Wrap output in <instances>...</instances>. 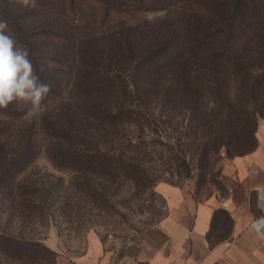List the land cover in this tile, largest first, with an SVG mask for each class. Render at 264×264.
<instances>
[{
  "label": "rangeland",
  "instance_id": "1",
  "mask_svg": "<svg viewBox=\"0 0 264 264\" xmlns=\"http://www.w3.org/2000/svg\"><path fill=\"white\" fill-rule=\"evenodd\" d=\"M259 3L245 0L243 32L251 33ZM2 5L21 23L30 58L52 88L34 117L15 103L11 116L0 113L7 127L0 133V264H75L92 238L119 262L135 255L144 229L164 214L167 185L199 199L224 192L228 162L255 142L253 118L240 124L250 91L241 97L237 75L216 66L200 69L202 91L175 85L165 96L162 88L173 75L189 86L196 64L186 58L219 49L221 14L232 0ZM167 41L183 50L184 68L167 64L170 53L153 64L142 60ZM118 109L127 113L113 122L101 117ZM56 130L72 132L71 139L55 138ZM25 148L20 170L4 168ZM97 149L101 166L54 156L90 159Z\"/></svg>",
  "mask_w": 264,
  "mask_h": 264
},
{
  "label": "crops",
  "instance_id": "2",
  "mask_svg": "<svg viewBox=\"0 0 264 264\" xmlns=\"http://www.w3.org/2000/svg\"><path fill=\"white\" fill-rule=\"evenodd\" d=\"M256 145L228 162L224 192L193 197L178 186L164 188V214L141 234L135 255L116 262L92 238L75 264H264V120Z\"/></svg>",
  "mask_w": 264,
  "mask_h": 264
},
{
  "label": "trees",
  "instance_id": "3",
  "mask_svg": "<svg viewBox=\"0 0 264 264\" xmlns=\"http://www.w3.org/2000/svg\"><path fill=\"white\" fill-rule=\"evenodd\" d=\"M245 0H232L231 9L226 14H221V19L224 23V26L219 30L224 33V39L220 43L219 49L205 51L195 54L194 56L189 55L185 61L189 58H194L196 69L191 74L188 83L189 86L183 84L184 80L182 77L175 78L173 75V83L170 85H165L162 88V93L165 96H171L173 93V87H179L181 90H189L192 92H199L205 89V83L202 78V73L200 69H207L211 72L213 70V66L222 67L226 71L231 72V74L237 75L238 81L240 82V86L237 88V91L241 93V97H244L247 93V90L250 91L249 99L245 100L241 103L243 108V115H245L241 119V126L244 128L249 123V118H253V124H256L257 127V116H261L264 118V0H260L256 10V23H254V27L250 32H243V25L241 23V18L245 15ZM106 12H110L115 8L111 7L108 4L104 6ZM199 8V7H198ZM204 8V7H203ZM7 5L0 6V19H6L8 21V30L7 34L14 36L17 41L18 47L27 48V35L22 31L21 23H18L15 20V16H13L9 11H7ZM115 11V10H114ZM116 12V11H115ZM119 13V12H116ZM166 53H170L165 59L168 65H176L180 68H184V59L181 57L183 55V50L178 48V45L174 42L167 41L157 47L155 50L150 51L147 55L142 59L146 61L148 64H153L155 61H158L161 57H164ZM232 53H239L241 59ZM245 56L253 57L251 60H246ZM245 58V59H244ZM164 59V60H165ZM169 62V63H168ZM176 70L174 72L177 73ZM178 85V86H177ZM187 87V88H185ZM221 106V104H219ZM219 107V106H217ZM125 112V113H124ZM0 113L10 115L11 111L7 109H0ZM103 115L101 117L107 116V120L110 122L115 121L117 118L124 116L127 111H123L118 109L116 111H111V114H107L101 112ZM100 119V118H99ZM7 127H0V133L4 132ZM256 130V129H255ZM57 131V130H56ZM55 138L59 139H71L72 132L70 131H57ZM65 135H69L66 137ZM255 138V135H254ZM256 145V138L254 145L251 146L248 150L238 153L236 155H240L248 152ZM102 154L100 149H97L94 157L90 159L88 157L83 158L79 156H66L61 154L60 152H55V158L61 157H69L70 159H74V161H91L97 162V166H101L100 163L103 162V159L98 158V156ZM28 149L25 148L24 151L17 155L14 158H11L8 163H5V167H10L16 171L20 170L24 163L27 161ZM63 155V156H62ZM234 155V156H236ZM4 159L7 157L3 156ZM60 159H57L58 161ZM10 169H4L3 173L4 177L10 174ZM2 177V178H4ZM10 240V238H9ZM18 242V241H17Z\"/></svg>",
  "mask_w": 264,
  "mask_h": 264
},
{
  "label": "clouds",
  "instance_id": "4",
  "mask_svg": "<svg viewBox=\"0 0 264 264\" xmlns=\"http://www.w3.org/2000/svg\"><path fill=\"white\" fill-rule=\"evenodd\" d=\"M24 8H35L36 0H17ZM8 21L0 19V109L12 104L29 106V118L45 110L44 101L52 85L41 78L43 68L36 70L30 52L18 47L14 36L7 34ZM260 232L264 229V216L251 225Z\"/></svg>",
  "mask_w": 264,
  "mask_h": 264
}]
</instances>
